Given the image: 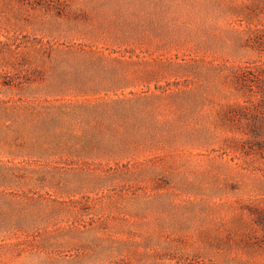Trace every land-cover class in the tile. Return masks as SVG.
I'll return each instance as SVG.
<instances>
[{"label":"rangeland","instance_id":"obj_1","mask_svg":"<svg viewBox=\"0 0 264 264\" xmlns=\"http://www.w3.org/2000/svg\"><path fill=\"white\" fill-rule=\"evenodd\" d=\"M262 88L264 0H0V264H264Z\"/></svg>","mask_w":264,"mask_h":264},{"label":"trees","instance_id":"obj_2","mask_svg":"<svg viewBox=\"0 0 264 264\" xmlns=\"http://www.w3.org/2000/svg\"><path fill=\"white\" fill-rule=\"evenodd\" d=\"M20 1H22V2H24V3H27V4H30V3L33 4L34 2H36V3L38 2V0H20ZM39 1H46V0H39ZM261 91L264 92V89L262 88ZM262 126H263V125L258 126V127L255 126V127H254V131H257V132H253V133L256 134V133H258V131L262 132V130H261V129H262Z\"/></svg>","mask_w":264,"mask_h":264}]
</instances>
